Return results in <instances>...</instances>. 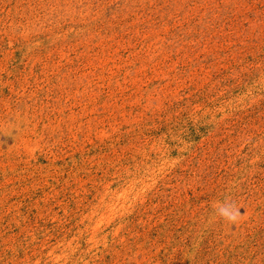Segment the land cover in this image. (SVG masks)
Instances as JSON below:
<instances>
[{
    "label": "rangeland",
    "instance_id": "obj_1",
    "mask_svg": "<svg viewBox=\"0 0 264 264\" xmlns=\"http://www.w3.org/2000/svg\"><path fill=\"white\" fill-rule=\"evenodd\" d=\"M0 264H264V0H0Z\"/></svg>",
    "mask_w": 264,
    "mask_h": 264
},
{
    "label": "clouds",
    "instance_id": "obj_2",
    "mask_svg": "<svg viewBox=\"0 0 264 264\" xmlns=\"http://www.w3.org/2000/svg\"><path fill=\"white\" fill-rule=\"evenodd\" d=\"M214 207L215 214L229 222H235L240 216L239 208L227 197L223 201H218Z\"/></svg>",
    "mask_w": 264,
    "mask_h": 264
}]
</instances>
